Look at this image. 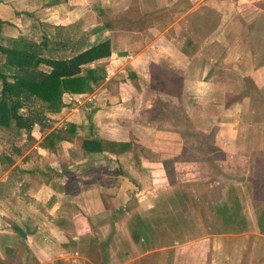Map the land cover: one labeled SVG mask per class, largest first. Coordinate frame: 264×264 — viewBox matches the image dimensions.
Listing matches in <instances>:
<instances>
[{"label":"rangeland","instance_id":"obj_1","mask_svg":"<svg viewBox=\"0 0 264 264\" xmlns=\"http://www.w3.org/2000/svg\"><path fill=\"white\" fill-rule=\"evenodd\" d=\"M210 1L205 0L204 7H200L192 15L175 18L177 21L175 30L164 33L172 43L170 53L173 56H178V48L181 43L187 42L190 49H187L186 57H197V61L198 58L201 60L200 63L205 62L208 57L216 60L215 63L213 61L210 65L213 68L211 75L214 77L210 78L209 84H211V87L208 89L207 96L200 99L187 98L186 96L183 99L180 96H173L181 94L179 86L177 87L176 80L175 82L168 81L166 74L158 65L150 64L149 70L143 69L145 74L132 73V76L127 77V72L125 74L121 73L117 81L113 80L108 83L109 92L115 94L126 92L125 96H127L129 94L133 95L135 90H139L140 94L137 97L124 98V101L120 102L125 104L124 107H118L121 109L119 114L121 116L116 112H111L108 117L112 118L109 123L115 124L121 129V138H127L128 142L132 144L133 155L125 156L124 159L93 157L89 160L87 159L89 154L81 149L77 150L75 147L63 144V153L69 150L68 148L73 149L75 155L72 156V159L76 158L79 163L75 165L73 162L72 165L73 168L78 165L83 166V168H80L81 174L85 172L87 164L108 168L109 176L114 177L109 182H112L113 179L116 182L119 180L125 181L121 177L127 179L129 183H133L134 180L137 182L138 187L141 186L145 190L141 196L149 197L152 190L151 186H154L153 179H157L156 177L159 176L150 177L151 172L149 171L151 170L149 169L156 167L159 170H153L155 174H160L164 183L170 185L167 192L154 195L155 205L149 209L145 204L148 197L140 201L141 196L136 197L138 193L136 191L128 192V200L123 203H121L122 201L119 202L117 207H113L111 203L109 204L106 201L103 203L104 206L101 207L98 203L93 204L92 211L95 216L88 217L90 219L88 223L90 229L83 250L85 259L80 261L83 262L82 264H204L203 261L206 260L205 264H220V259L222 264H264V256H262L264 241L261 242L260 240H254V244L249 247L248 254L250 251L253 252L251 258L249 255L244 256L242 259L240 256H236V258L229 257V249L232 247L231 251L241 250L240 248L244 247L243 244L246 240L241 237L243 240H239L237 244L235 237L231 236L245 231L248 226L243 216L239 214V205L235 204L238 196L223 194V189H227L231 183L232 177L229 176V173L233 169L237 172L243 170L244 173L246 172V162L240 159L241 156H234L233 162L229 161L220 165V163H214L213 161L223 159L224 155H221L217 150H213L207 142L200 146L201 153L198 152L197 139H194L190 144L183 145L181 148V145H179L181 138L176 133L171 134L172 130L169 129L173 127L154 130V139H151L149 130H144L146 137L140 141L134 137L132 128V126H135L133 124L140 125V123L141 125L152 123L157 127H166L170 126V122L171 125L178 127L181 131L191 127L188 125V121L194 127L193 122L196 124L197 120L196 118L191 120L185 117L184 107L186 105L201 107L207 117L212 116L219 109L225 107L224 105L227 106L235 100V97H223L219 94L232 88L239 89V84L246 86L245 79L242 78V74L245 73L246 69L255 70L262 67L264 60V0H221V4L215 7L217 11H214L210 7L211 5H207L211 4ZM176 5L183 6V11L191 7L188 0H179ZM98 11L100 12V10ZM95 14L91 18L89 16L81 17L82 20L77 21L78 24L75 22L65 26L55 25L53 21L42 24L39 18L21 19L18 23L19 27L14 25L15 30L8 28L7 33L4 36L2 35L4 37L2 43L8 46L11 43V45H14L23 41L30 44L41 56L66 58L100 41L109 39L112 48L114 46L113 52L119 55V58L124 55L133 56L138 53L136 49L132 50L127 47L122 51L117 49L118 44H124L125 41L132 42L133 40L127 39V37L124 42L116 40L117 35L107 32L104 28V25L108 22V15L100 13L97 15V12ZM166 15L168 16L164 9L159 10L155 16L153 15L151 21H153V24H157L158 29L163 28L167 23L169 25V18L167 21ZM1 16L4 19H12L5 12H2ZM148 22L149 20H147ZM141 23L144 24V22ZM217 24L222 26L223 32L213 34L212 31ZM157 34L159 35V33ZM43 41H47V43L44 44ZM203 43L206 45H202L199 50L198 46ZM0 59L3 60L2 56H0ZM197 61L194 63H198ZM121 62L124 63L123 60ZM108 64L105 66L106 79L113 74L111 73L113 72L111 70L112 66ZM191 67L197 68L199 66L194 65ZM123 68L129 67L124 65ZM259 75H261L260 72ZM231 83H234L235 87H230ZM103 85H105V81L87 97L68 99L64 95L63 99L67 107L61 110L63 114L62 112L55 113L57 114L56 117H54L55 114H37L26 109L20 113L23 117L33 116L34 120L42 118L41 120L50 126L51 122L62 120L61 124L80 122L87 128L86 121L87 124L91 125V119L94 122L93 115L95 113V111L89 113L88 110H96V108L105 105H119L116 96L112 99L103 97L100 104L96 102V99L91 100V95ZM255 87L256 91L259 90L257 86ZM190 88L194 89V86L192 85ZM251 93L244 95L247 100L253 97ZM260 101L259 97L258 102L260 103ZM79 104L83 105L79 107ZM126 105L131 107L136 105V109H140L141 114L133 110L130 111ZM49 116L53 118L51 119ZM121 117L123 119H117ZM47 119L49 123H46ZM43 126H45L44 123ZM36 129L34 124L31 133L36 132ZM38 137L39 140H43L42 136L38 135ZM91 137L98 138L97 135ZM136 140L138 143H134ZM34 143L36 142L33 139L27 138V133L23 129L20 130V134H14L0 127V173L2 171L1 167L5 164L1 162V159L6 160L10 155L14 159L17 158V161L20 157L14 156L17 150H23L21 154L23 156L25 151L31 150ZM78 143L81 145L80 142ZM85 159L86 161H82ZM7 162L11 165L15 163L14 161ZM126 162L131 163L133 166H139L142 172L136 173V176H134L135 170L132 168L123 171L121 168L126 166ZM250 165L251 168L253 166L257 171H263L264 153L258 159H253ZM68 167V165H65L64 169H69ZM118 169H121V171L119 172ZM77 171L79 172L78 168ZM139 175L140 177H138ZM95 182L98 184V180ZM254 193L255 201L260 206L264 202V189L255 188ZM261 210V208H254L255 216L259 219L257 225L264 233V226L262 225L264 224V211ZM104 211L105 213L101 214ZM86 212V210L82 212L83 216ZM136 215L141 217L147 228L145 233L147 241L143 242L140 239L138 244H134L130 237V230L135 224ZM217 234L226 236L225 240H217L212 242L210 246L207 245V242L202 241ZM190 241H195V243H191L189 247L187 242ZM184 244L186 245L183 246ZM175 247L177 251H175ZM213 249L215 252L220 251L219 255L221 257L216 253V261H214V254H211ZM187 254L190 256L189 259ZM79 255L80 258L82 254ZM192 259H194V262H192Z\"/></svg>","mask_w":264,"mask_h":264},{"label":"crops","instance_id":"obj_2","mask_svg":"<svg viewBox=\"0 0 264 264\" xmlns=\"http://www.w3.org/2000/svg\"><path fill=\"white\" fill-rule=\"evenodd\" d=\"M178 1L0 0V19L9 23L2 29L3 36L7 33L8 28L15 30L14 25L19 27L18 23L21 19L31 20L39 18L42 24L53 21L55 25L65 26L77 23V21L80 22L83 16L91 18L97 12V15L98 13L108 15V22L104 25V28L111 34L115 33L117 35L116 40L124 42L126 37L133 40L132 42L125 41L124 44H118L116 46L117 49L122 51V49L127 47L138 51L133 56L124 55L125 57L119 58V55L113 52L114 46L112 48L111 44L112 54L107 63L112 66L111 70L113 72L111 73L113 74L105 80V85L91 95V100L96 99L99 104L103 97L112 99L116 96L118 98L117 104L119 105H105L100 106L98 109L96 108V110H88L89 113H94L95 111L93 115L94 122L91 119L90 125L86 121L87 128L80 122L74 123L77 126L75 139L73 141L57 142L54 150L41 147L42 141L54 130L65 131L69 123L61 124L62 120L53 121L50 126L45 124L41 120L42 118L38 119L35 124L36 132L31 133L33 141L36 142L31 150L25 151L23 156L21 155L23 150H20V157H18L17 161V158L14 159L10 155H8L6 160L1 159L5 166L1 167L2 171L0 173L2 174L0 176V264H82L83 262L80 261L85 259L83 250L90 229L88 227L90 220L88 217L90 218L91 215H94L92 205L98 203L101 207L104 206L103 203L106 201L109 204L111 203L113 207H117L119 202L122 201L121 203H123L128 200V192H138L136 197H140L145 192L141 186L138 187L137 182L133 180V183H129L124 177H121V179L125 181L119 180L116 182L113 179L112 182H109L114 177L109 176L108 168L87 164L85 172L81 174L80 168H83V166L78 165L73 168L72 165L73 162L75 165L79 163L76 158L72 159V156L75 155L72 151L73 149L68 148L69 150L63 153L62 148L63 144H68L78 150L81 148L78 142L82 143L83 138H92L91 136L94 135H97L102 140L128 142L127 138H121V129L115 124L109 123L112 118L108 117L111 112H116L118 115L121 113V109L118 107L125 106V104L120 103L124 101V98L129 96L137 97L140 94L139 90H135L133 95L129 94L127 96H125L126 92L121 94L109 92L108 83L113 80L117 81L121 73L125 74L127 72V77L132 76V73L145 74L143 69L149 70L150 64L158 65L166 74L167 80L172 82L176 80L177 87L179 86L181 94L173 96H180L183 99L184 96L200 99L208 95V89L211 87V84H209L210 78L214 77L211 75L213 68L210 65L213 61L215 63L216 60L208 57L205 62L200 63L199 61L201 60L198 58L197 61V57H186L185 53L187 49H190L187 42L181 43L179 48L175 46L178 48V56H173L170 53L172 43L167 38V35H164V33L175 30L177 25L175 18L192 15L200 7H204L203 5L206 2H204L205 0H188L191 3V7L183 11V6L179 7V5H176ZM210 2L211 4L207 5H211L210 7L217 11L215 7L221 4V0H211ZM162 9L168 14L166 16L167 21L169 18V25L167 23L165 27L158 29L157 24H153L151 19L157 11ZM2 12L11 16L12 19L2 18ZM147 20H149L148 23ZM141 22H144V24ZM221 27L220 24L215 25L212 33H222ZM142 34L145 35L143 36ZM202 45L206 44L203 43L197 48L200 50ZM122 60L124 61L123 64ZM195 61L198 63H194ZM114 65H116L115 68H113ZM124 65L129 68L122 69ZM194 65H198L199 67L197 68L199 69L196 70L197 68L191 67ZM125 69L127 70L125 71ZM259 72L261 75H259ZM242 78L245 79L246 86L239 84V89L232 88L219 94L223 97H235V100L227 106L224 105L225 107L219 109L216 114L207 117L201 107H190L189 105L184 107L186 118L191 120L196 118L197 123L193 122L194 127L190 125L189 121L188 125L191 127L181 131L178 127L171 125L169 121L166 122H169L170 126L166 127H157L152 125V123H147V125L146 123L144 125H141V123L140 125L133 124L135 126H132L134 137L139 141L146 137L144 130H149L151 139H154V130L173 127L174 129H169L172 130L171 134L176 133L181 138L182 143L180 141L179 144L181 148L183 145L190 144L194 139H197L199 153H201L200 146L207 142L213 150H217L221 155H224L223 159L213 161L214 163H220L221 165L229 161L233 162L234 156H241L240 159L246 162V172L244 173V170L237 172V170L233 169L229 173V176L232 177L231 183L227 189H223L224 195L235 194L238 196L235 204L239 205V214L243 216L245 223L248 225L245 231L231 236L235 237L237 244L239 240H243L241 237L246 239L243 244L244 247L240 248L241 250L231 251L232 247L229 249L230 258L240 256L241 259L244 256L249 255L250 258L253 256V252L250 251L248 254V250L251 244H254V240L264 241V233L257 225L259 224V219L255 216L256 212L254 211V208H261V211H264V202L258 206L257 204L259 203L255 201L253 196L255 188L264 189V170L257 171L253 166L251 168L250 165L253 159H258L264 153V60L260 69H246L245 73L242 74ZM233 84L231 83L230 87H235V84ZM192 85L194 89H192L193 87L190 88ZM255 86L259 90L256 91ZM238 93L240 94L238 95ZM248 93H251L255 98L252 97L247 100L245 96ZM259 97L260 103L258 102ZM82 105L79 104L78 106L81 107ZM126 106H128L127 109L130 111L133 110L141 114L140 109H136V105H132V107ZM56 116L57 114L54 117ZM49 117L53 118L52 116ZM43 123L45 126H43ZM46 123H49L48 119ZM38 135L42 136V141L39 140ZM134 143H138V141L136 140ZM133 150L132 147L130 152L121 155L108 153L91 154L87 159L91 160L93 157L99 159L105 157L124 159L125 156H132ZM14 156H16V153ZM7 161L16 162L11 165ZM82 161H86V159ZM65 165H68L69 169H64ZM131 168L135 170L134 176H136V173L142 172L139 166H133L129 162H126V166L121 169L126 171ZM121 169H118V171L120 172ZM149 170H151L149 171L151 172L150 177L159 176L156 177L157 179L152 178L154 186H151V195L147 196L148 201L145 202L148 209L153 208L155 205L154 195L167 192L170 189V185L164 183L161 175L155 174L153 171L159 170V168L154 167ZM96 180H98V184L95 182ZM147 197L141 196L140 201ZM114 209L116 210V208ZM81 210L87 211L85 216H83V211ZM103 213L105 211L101 212V214ZM262 225L264 226V224ZM15 228L20 229L21 233H17ZM225 237L217 234L202 241L207 242V245L210 246L212 242L221 239L225 240ZM191 243H195V241L187 242V245L190 247ZM174 249L177 251L176 247ZM216 253L220 256V251L215 252L213 249V252H211V254H214V261H216ZM79 254H82L80 258L78 257L80 256ZM262 256H264V251ZM187 258H190L188 254ZM192 262H194V259H192ZM203 262L205 264L207 260ZM219 262L222 264L221 259Z\"/></svg>","mask_w":264,"mask_h":264},{"label":"trees","instance_id":"obj_3","mask_svg":"<svg viewBox=\"0 0 264 264\" xmlns=\"http://www.w3.org/2000/svg\"><path fill=\"white\" fill-rule=\"evenodd\" d=\"M5 25L9 23L0 19V56L3 59H0V127L14 134H20L23 129L27 138L32 139L31 131L36 120L30 115L23 117L20 112L26 109L37 114H55L67 107L64 95L68 99H78L91 94L106 80L105 66L112 54L111 43L105 39L70 57L48 58L23 41L3 45L2 29ZM76 128L75 124H68L65 131L54 130L44 138L41 147L54 150L57 142L73 141L77 136ZM80 149L89 155H121L130 152L132 144L83 138ZM19 155L17 150L16 156ZM16 231L21 233L20 229ZM130 231L134 244L140 239L147 241V228L140 216L136 215Z\"/></svg>","mask_w":264,"mask_h":264}]
</instances>
